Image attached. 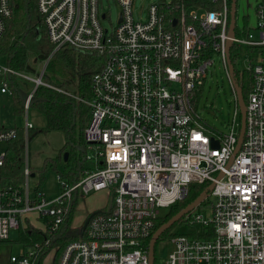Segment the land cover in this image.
<instances>
[{
  "label": "built area",
  "instance_id": "built-area-1",
  "mask_svg": "<svg viewBox=\"0 0 264 264\" xmlns=\"http://www.w3.org/2000/svg\"><path fill=\"white\" fill-rule=\"evenodd\" d=\"M116 1L120 14L109 30L102 21L111 17L101 14L100 0H35L54 47L49 59L68 46L96 54L102 63L87 102L86 167L69 177L61 174L58 193L47 197L41 187L31 190L32 171L25 164L21 187L0 191V242L34 216L42 223L45 247L52 248L65 234L74 203L105 191L109 204L88 216L84 235L65 245L57 264H150L151 239L167 216L161 210L184 201L193 185L207 184L214 185L204 201L213 198L210 212L196 209L183 217V224L196 230L172 236L166 264H264V0L257 1L251 29L258 39L251 30L246 38L229 36L228 0L216 10L184 7L176 19L166 17L172 2L152 5L145 21L135 19L134 0ZM12 18L11 0H0V44ZM229 44L255 55L243 61L253 85L236 156L241 113ZM216 59L236 99L227 134L210 130L196 105ZM47 63L36 79L0 63V98L13 94V77L29 79L35 89L22 99L28 111L38 88L47 86ZM33 128L27 120L26 136ZM17 136L16 128L0 124V172ZM41 247L24 248L9 263L35 264Z\"/></svg>",
  "mask_w": 264,
  "mask_h": 264
},
{
  "label": "trees",
  "instance_id": "trees-1",
  "mask_svg": "<svg viewBox=\"0 0 264 264\" xmlns=\"http://www.w3.org/2000/svg\"><path fill=\"white\" fill-rule=\"evenodd\" d=\"M27 1L11 0L15 18H12L13 20L11 19L12 21L8 22L6 28L8 34L5 32L0 44V51L8 56L9 66L21 73L35 70V66L49 58L54 51L53 45L48 40L46 28L38 12L35 0H32L29 5H27ZM220 1L174 0L166 11V17L170 19L178 18L180 10L184 7H202L207 10H216L220 7ZM228 2L231 8L232 0H228ZM13 34H20L19 41L16 43H11V40H9ZM231 51L235 76L242 90L244 100L247 102L253 85L252 77L249 72L238 70V49L232 48ZM52 57V62L54 63L49 65L48 69L50 72L43 78L47 86L38 88L33 103L39 104L46 115L47 128L43 131L45 133L53 131L64 133L68 144L72 146L73 150L68 158L72 157V162L68 167L76 168V172L68 175L70 176L78 174L80 169L86 167L85 149L87 143L84 133L90 122V107L87 102L92 98V78L99 68H101L102 59L96 54L75 52L73 48L68 46H64L56 51ZM17 85V81H13L12 79L11 87L15 95V111L18 113L20 112L23 98ZM198 101H196V105ZM16 129L18 130V136L9 143L6 162L0 172V191L17 190L24 182L25 138L23 130ZM28 137L31 139L33 136L30 134ZM49 164H52L51 159H47L44 170H46ZM208 187L209 185L207 184L193 185L188 197L184 201L174 205L171 210H175L176 212L182 211ZM76 206L77 204L75 205L74 203L73 209L62 227L63 232H65L63 238H61L60 242L55 243V245H62L66 241L70 242L79 238V235L74 232L75 230L70 229V223ZM170 217V215L165 216L159 226L163 225ZM181 222L182 220L179 223ZM45 239L46 237L42 231L32 227V225H28L25 230L20 232L19 242L24 248H32L36 244L42 246L40 249H37L39 250V254L35 264H43L45 256H48L50 249H52L45 247ZM58 255L56 256L57 258Z\"/></svg>",
  "mask_w": 264,
  "mask_h": 264
},
{
  "label": "rangeland",
  "instance_id": "rangeland-1",
  "mask_svg": "<svg viewBox=\"0 0 264 264\" xmlns=\"http://www.w3.org/2000/svg\"><path fill=\"white\" fill-rule=\"evenodd\" d=\"M174 0H134L133 11L135 13V19L137 21H145L148 17V8L152 5L169 4ZM258 0H239L238 1V13H237V33L240 38H246L247 31L254 29L255 27V8ZM101 14L109 13L111 17L105 21H102L103 26L106 29H111L118 21L120 14V7L116 0H100ZM15 15H13V19ZM12 19V20H13ZM11 20V21H12ZM254 39H258V32L251 30ZM8 34V31L6 32ZM20 34H13L10 36L11 43L19 41ZM76 52V51H75ZM250 53L249 49L245 46H241L238 55V70H244L243 61ZM253 57V53H250ZM47 58L41 61L35 66V70L22 72V75L36 79L39 78L45 69L44 76L50 72L48 69L52 62ZM8 56L0 51V63L1 65H9ZM52 62V63H50ZM18 72V71H17ZM21 73V72H19ZM13 81H17V88L20 89L22 98H26L27 95L34 91L35 85L31 80L24 77L15 76ZM15 84V83H14ZM228 79L226 72L224 71L219 59L215 60V64L209 69V76L205 83V86L200 94L197 108L202 116L204 122L210 130H218L227 134V124L232 119L235 112V94ZM15 96V95H14ZM36 97V96H35ZM27 120L33 124L34 128L29 130L33 136L29 139L25 138V164H27L33 176L30 178V188L34 190L40 186L46 193L47 197L53 196V191L59 187L58 177L62 174L65 177L76 172V168L68 167L72 162V157L65 161V154L72 153V146L68 144L67 137L62 132H47L43 130L47 128V118L39 104L33 103L30 109L27 111L21 106L20 112L15 111V100L13 95H4L0 98V124L2 127H11L25 129ZM85 138V137H84ZM47 159H51L52 164H49L45 168ZM86 199L80 197L77 206L73 213V218L70 223V229L80 235L84 224L90 214L102 210L109 204L110 199L106 193L92 196V198ZM213 202V198L210 197L206 203L196 211L204 210V212H210V203ZM169 212L168 209L161 210V214L164 217ZM77 225V226H76ZM196 229L187 227L183 222L179 223L175 227L171 228L164 236H162L157 244L155 250V264H166L168 256L172 250L171 238L176 234H187L194 232ZM18 233L12 231L10 239L5 242H0V264H10L11 255H20L23 252V247L19 242ZM59 240L58 242H60ZM63 241V240H62ZM72 241V240H71ZM65 244L53 245L48 256H45L43 264H57ZM48 249V250H49ZM59 253V255H58ZM58 255V258L56 257ZM56 257V258H55Z\"/></svg>",
  "mask_w": 264,
  "mask_h": 264
},
{
  "label": "water",
  "instance_id": "water-1",
  "mask_svg": "<svg viewBox=\"0 0 264 264\" xmlns=\"http://www.w3.org/2000/svg\"><path fill=\"white\" fill-rule=\"evenodd\" d=\"M32 0L27 1V5L31 3ZM238 1L239 0H232L231 2V13H230V28H229V36L231 38H234L236 35V27H237V13H238ZM230 51H231V44H229L227 48V53H228V65H229V71H230V76L232 80V84L234 85V88L236 90L237 98H238V104H239V109L241 113V129H240V136H239V141L237 144V149L235 152V156L238 154L241 145L244 140V135L246 131V101L244 100V96L242 93V90L237 82L236 76H235V68L232 63V60L230 58ZM212 147L213 148H219V144L217 142H212ZM86 152V151H85ZM69 158V154H65V161H67ZM214 189V185H211L208 187L195 201L190 203L185 209L180 211L178 214H176L173 218H171L168 222L164 223L161 225L155 234L153 235L151 242H150V264H155V250H156V244L158 240L171 228H173L177 223H179L185 215L188 213L196 210L199 208L204 201L208 198L209 193ZM89 219H87L86 223L84 224L80 236L82 237L84 235V232L86 230V227L89 223ZM61 237L59 236L56 240L55 243L60 239Z\"/></svg>",
  "mask_w": 264,
  "mask_h": 264
},
{
  "label": "crops",
  "instance_id": "crops-1",
  "mask_svg": "<svg viewBox=\"0 0 264 264\" xmlns=\"http://www.w3.org/2000/svg\"><path fill=\"white\" fill-rule=\"evenodd\" d=\"M13 92H14V91H13ZM12 95H13V97H14V93H13ZM22 106H23V104H22ZM22 130H23V129H22ZM23 132H24V136H26L24 130H23ZM27 136H28V133H27ZM32 176H33V174L31 175V177H32ZM38 187H39V186H38ZM53 192L55 193L53 196H55V195L58 193V189L55 190V191H53ZM102 193H106V194L108 195L107 192L103 191V192L96 193V194H94V195H92V196L100 195V194H102ZM53 196H51V197H53ZM92 196H89V197L92 198ZM89 197H88V199H90ZM84 199H86V198H84ZM77 203H78V202H76L75 205H76ZM27 224H28V225H32V227H34V228H36V229H38V230H40V231L43 229V228H42V223H41L40 221L36 220L34 216L32 217L31 221H28V222H27ZM28 225H27V227H28ZM76 226H77V225H76ZM27 227H26V228H27ZM26 228H24V229H22V230H25ZM22 230H21V231H22ZM21 231H19V232L14 231V232L18 233V235H19V239H20V232H21ZM21 245H22V244H21ZM22 247H23V245H22ZM23 249H24V247H23Z\"/></svg>",
  "mask_w": 264,
  "mask_h": 264
},
{
  "label": "flooded vegetation",
  "instance_id": "flooded-vegetation-1",
  "mask_svg": "<svg viewBox=\"0 0 264 264\" xmlns=\"http://www.w3.org/2000/svg\"><path fill=\"white\" fill-rule=\"evenodd\" d=\"M180 212V211H179ZM179 212H176L175 210H170L167 215H170L171 217L166 221L168 222L171 218H173L176 214H178ZM165 222V223H166Z\"/></svg>",
  "mask_w": 264,
  "mask_h": 264
}]
</instances>
